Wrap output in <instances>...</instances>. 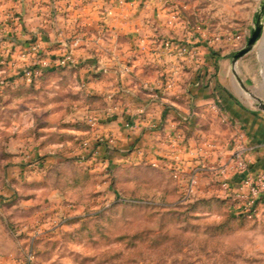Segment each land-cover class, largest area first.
Masks as SVG:
<instances>
[{"label":"crops","instance_id":"crops-1","mask_svg":"<svg viewBox=\"0 0 264 264\" xmlns=\"http://www.w3.org/2000/svg\"><path fill=\"white\" fill-rule=\"evenodd\" d=\"M173 12L172 0H0L1 25L14 35L15 46L37 38L49 58L72 48L77 65L60 68L71 72L74 87L92 95L69 105L65 120L80 125L66 127L69 136L8 142L11 163L0 186V208L7 201L3 209L20 221L16 235L106 205L112 194L108 176L119 168L150 164L170 170L169 164L178 163L186 173L197 163L187 143L213 141L209 158L218 162L239 132L249 173L264 169V109L236 68L246 54L233 62L237 39L230 33L208 36L205 20L192 22L184 13L172 19ZM166 42L195 50L179 56ZM237 81L248 94L235 91ZM107 134L113 143L97 141ZM176 134L179 144L172 142ZM238 178L233 175V187ZM200 179L206 183L208 175ZM89 190L100 193L88 197ZM1 235L0 264H18L20 248Z\"/></svg>","mask_w":264,"mask_h":264},{"label":"rangeland","instance_id":"rangeland-1","mask_svg":"<svg viewBox=\"0 0 264 264\" xmlns=\"http://www.w3.org/2000/svg\"><path fill=\"white\" fill-rule=\"evenodd\" d=\"M172 1L175 11L188 15L192 22L205 20V26H210L208 36L233 34L235 50L249 35L261 0ZM1 24L0 18V186L11 163L7 149L11 139L69 136L66 127L80 126L65 120L69 105L77 99L89 101L73 86L71 72L60 67L41 75L48 67L43 66L34 83H24L21 74L27 61L18 57L21 47L15 46L14 35ZM262 52L264 37L239 59L236 68L249 91L264 98ZM236 84L238 94H248L238 81ZM98 99L92 100L100 103ZM81 176L87 178L77 172ZM108 177L112 194L106 205L87 206L82 216H61L17 235L20 221L3 209L7 201H2L0 237L7 233L17 243L18 264L29 248L32 264H264V204L257 205L253 218L230 219L228 213L237 210L240 200L233 204L227 200V205L193 204V198L183 197L180 182L167 168L135 165L119 168ZM98 193L89 190L87 196ZM61 223L63 226L53 228Z\"/></svg>","mask_w":264,"mask_h":264},{"label":"built area","instance_id":"built-area-1","mask_svg":"<svg viewBox=\"0 0 264 264\" xmlns=\"http://www.w3.org/2000/svg\"><path fill=\"white\" fill-rule=\"evenodd\" d=\"M126 0H118L120 4H124ZM172 19L179 16L177 11L173 12ZM233 37V34H230ZM240 35L236 34V38ZM78 37L73 38L72 46L78 44ZM41 41L37 38L31 39L27 44L23 45L19 50V57L27 61L25 68L21 74V80L24 83H34L43 66H76L78 58L72 48L64 53L56 55L53 58L45 56L42 52ZM165 47L175 50L177 55H185L192 53L195 48L186 44L165 43ZM212 107H216L212 104ZM96 139L101 143H113L114 136L112 134L97 135ZM173 144L181 143V136L176 134L172 137ZM86 144L87 141H83ZM215 147V143L208 139L196 141L193 144H186V148L191 155L196 156L197 163L183 173L178 163L169 164V169L174 178L180 183V190L183 197L192 199L200 196H219L227 198L230 204L233 200H240L235 212H242L248 218H253L257 214V205L264 204V169L254 173H249L250 160L245 156L246 146L243 142L241 133H236L231 141L230 151L223 160L214 162L210 160V155ZM96 153V150L95 152ZM202 174L208 175V185L202 183ZM233 175L239 176L236 185L233 187ZM210 181V182H209ZM55 221V220H54ZM33 251L29 248L25 254V258L21 264H32Z\"/></svg>","mask_w":264,"mask_h":264},{"label":"water","instance_id":"water-1","mask_svg":"<svg viewBox=\"0 0 264 264\" xmlns=\"http://www.w3.org/2000/svg\"><path fill=\"white\" fill-rule=\"evenodd\" d=\"M264 37V0H261L259 7L256 10L253 18V25L250 30L249 35L246 37L245 42L237 49L232 52L233 62L237 61L241 56L249 52L258 41H263ZM264 58V52H262ZM237 78L239 79L238 74L235 72ZM240 82V79H239ZM248 92L254 98V102L258 108L264 109V98Z\"/></svg>","mask_w":264,"mask_h":264},{"label":"trees","instance_id":"trees-1","mask_svg":"<svg viewBox=\"0 0 264 264\" xmlns=\"http://www.w3.org/2000/svg\"><path fill=\"white\" fill-rule=\"evenodd\" d=\"M64 67V66H62ZM53 68H46L43 70V72L41 73V75H45V74H49L51 71H53ZM92 97V95H87V98L90 100V98ZM77 124V123H76ZM75 125V124H74ZM79 125V124H77ZM209 202H214V203H219V204H224L227 205V198L224 197H219V196H214V195H210V196H200V197H196L193 198L192 203L193 204H197V203H209ZM228 218L230 219H249L244 213L242 212H230L227 215Z\"/></svg>","mask_w":264,"mask_h":264}]
</instances>
